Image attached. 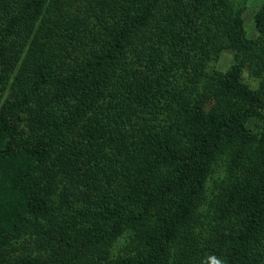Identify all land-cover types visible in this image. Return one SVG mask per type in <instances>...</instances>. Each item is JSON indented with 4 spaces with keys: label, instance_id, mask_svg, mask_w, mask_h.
<instances>
[{
    "label": "trees",
    "instance_id": "obj_1",
    "mask_svg": "<svg viewBox=\"0 0 264 264\" xmlns=\"http://www.w3.org/2000/svg\"><path fill=\"white\" fill-rule=\"evenodd\" d=\"M243 1L0 0V264H264Z\"/></svg>",
    "mask_w": 264,
    "mask_h": 264
},
{
    "label": "rangeland",
    "instance_id": "obj_2",
    "mask_svg": "<svg viewBox=\"0 0 264 264\" xmlns=\"http://www.w3.org/2000/svg\"><path fill=\"white\" fill-rule=\"evenodd\" d=\"M238 1H243V0H238ZM244 3L246 5V9L243 13L245 30L247 31L248 36L253 37L256 34L253 25V15L258 10L259 6L262 3V0H246V2ZM231 62H232V52L224 51L218 61L217 66L221 69H225ZM245 76L247 77V75ZM246 80L252 87L256 86L257 84V80L251 77L250 78L247 77ZM253 124H255L256 128H261L264 126V120H255L250 126L252 129L254 128Z\"/></svg>",
    "mask_w": 264,
    "mask_h": 264
}]
</instances>
